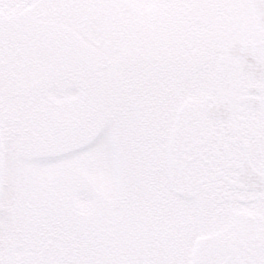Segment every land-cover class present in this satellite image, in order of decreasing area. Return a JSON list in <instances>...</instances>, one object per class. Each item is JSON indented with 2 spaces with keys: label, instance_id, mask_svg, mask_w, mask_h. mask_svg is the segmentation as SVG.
<instances>
[{
  "label": "rangeland",
  "instance_id": "obj_1",
  "mask_svg": "<svg viewBox=\"0 0 264 264\" xmlns=\"http://www.w3.org/2000/svg\"><path fill=\"white\" fill-rule=\"evenodd\" d=\"M263 38L253 0H0V264H264V80L227 53Z\"/></svg>",
  "mask_w": 264,
  "mask_h": 264
},
{
  "label": "water",
  "instance_id": "obj_2",
  "mask_svg": "<svg viewBox=\"0 0 264 264\" xmlns=\"http://www.w3.org/2000/svg\"><path fill=\"white\" fill-rule=\"evenodd\" d=\"M254 4L258 12V23L264 26V0H254ZM228 53L239 59L244 71L264 80V41L252 43L236 41L229 45ZM248 91L251 95L243 97L241 103L251 108H258L260 99L254 94H259L261 87L250 86ZM233 108V103L225 99L210 104L206 108V113L215 120H222L231 115ZM244 149L245 157L240 166L239 179L245 184L247 190L262 191L264 190V173L258 171L250 162L247 144L244 145Z\"/></svg>",
  "mask_w": 264,
  "mask_h": 264
},
{
  "label": "flooded vegetation",
  "instance_id": "obj_3",
  "mask_svg": "<svg viewBox=\"0 0 264 264\" xmlns=\"http://www.w3.org/2000/svg\"><path fill=\"white\" fill-rule=\"evenodd\" d=\"M260 40H264V38L263 39H260ZM259 41V40H258ZM263 92V89H261V92L257 95V96H259V98H260V105H259V107L256 109V110H258V109H260L261 108V106H262V99H261V97H260V95H261V93ZM242 235H240L239 237H241ZM255 240L257 241V246L258 247H260V243H259V239H257V237L255 238ZM242 244H244L243 242H242ZM243 255H244V253H243ZM257 255V253L255 252V251H251V256H256ZM222 264H228V260H227V257L224 259V261L222 262ZM241 264V263H240Z\"/></svg>",
  "mask_w": 264,
  "mask_h": 264
},
{
  "label": "trees",
  "instance_id": "obj_4",
  "mask_svg": "<svg viewBox=\"0 0 264 264\" xmlns=\"http://www.w3.org/2000/svg\"><path fill=\"white\" fill-rule=\"evenodd\" d=\"M84 31V30H83ZM85 38L92 41V42H95L89 35L85 34Z\"/></svg>",
  "mask_w": 264,
  "mask_h": 264
},
{
  "label": "snow or ice",
  "instance_id": "obj_5",
  "mask_svg": "<svg viewBox=\"0 0 264 264\" xmlns=\"http://www.w3.org/2000/svg\"><path fill=\"white\" fill-rule=\"evenodd\" d=\"M146 42H149V43H151L152 41L149 39V40H146Z\"/></svg>",
  "mask_w": 264,
  "mask_h": 264
}]
</instances>
